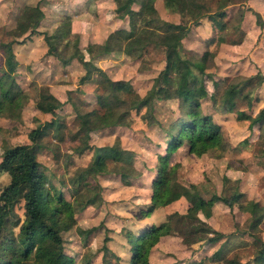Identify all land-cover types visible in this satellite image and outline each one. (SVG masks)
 Instances as JSON below:
<instances>
[{"label":"rangeland","instance_id":"1","mask_svg":"<svg viewBox=\"0 0 264 264\" xmlns=\"http://www.w3.org/2000/svg\"><path fill=\"white\" fill-rule=\"evenodd\" d=\"M36 3L43 11L38 31L15 35L18 12ZM154 4L161 18L182 21L188 32L179 50L166 53L149 48L141 58H133L115 49L105 53L99 48L116 38L125 40V34L117 30L128 27V18L117 16L114 0H0L2 83L12 78L6 44L13 38L22 40L11 45L19 85L15 97L2 99L0 106V159L7 147L33 145L45 186L52 194L62 191L72 206V223L60 231L61 244L39 240L23 264H55L61 252L73 257L76 264H102L104 245L114 254L108 257L115 264H129L128 231L138 234L148 225L185 214L190 206L185 187L190 183L207 199L213 192L224 198L242 192V200L255 202L254 208L244 211L237 203L229 207L216 201L209 217L198 212L223 233L212 244L205 240L185 244L178 232L183 224L176 227L172 223L175 232L161 236L150 248V264H254L256 247L249 234L253 218L254 232L264 238V125L249 124L264 105V0L229 4L223 30L213 27L208 17L195 24L167 12L162 0ZM132 6L138 7L136 3ZM65 16L70 18L71 33L59 45L56 57L48 54L44 34L51 33ZM90 45L94 47L89 49ZM205 50L212 53L205 68L210 77L202 79L196 71L186 74L185 61H198ZM73 54L78 55L72 58ZM67 58V63L61 61ZM118 79L130 81L140 97L153 91V109L147 120L157 122L155 125H147L143 119L145 109L129 110L127 100L119 103L114 99L110 82ZM248 79L251 81L244 84ZM232 86H242L241 94L247 93L250 103L241 98L231 108L226 95ZM202 87L206 94L198 97ZM188 88L199 98L201 113L210 114L220 124L222 140L200 156L188 152L186 144L174 150L170 198L165 205L140 215L150 201L158 154L166 151L164 129L176 125L173 121L184 105L181 94ZM237 110L248 118H238ZM78 112L84 126L76 117ZM106 118H120V124L106 125ZM36 127L39 133L32 143L28 134ZM104 145L129 151L137 177L130 181L119 177L111 172L109 162L102 172L90 168L94 148ZM8 182L9 175L0 171V191ZM24 217L20 201L0 229V245L13 248L19 228L13 222ZM224 240L230 249L216 259L213 252Z\"/></svg>","mask_w":264,"mask_h":264},{"label":"trees","instance_id":"2","mask_svg":"<svg viewBox=\"0 0 264 264\" xmlns=\"http://www.w3.org/2000/svg\"><path fill=\"white\" fill-rule=\"evenodd\" d=\"M115 12L120 18H128V27L120 28L118 32L125 34L123 41L116 38L112 43H106L99 48L103 52L111 50L121 51L133 58H141L149 48H158L169 52L179 50L182 47V39L188 32V26L182 21L171 22L161 18L155 7V0H114ZM242 1V0H239ZM236 0H162L163 8L170 13H176L181 19H190L195 24L199 23L203 17H208L213 27L223 30L226 27V7L235 3ZM133 3L138 5L137 9L133 8ZM15 35H21L26 31L36 33L37 27L43 18V11L36 3L34 5L23 6L16 16ZM70 18L65 16L61 22L55 27L51 33L44 34V40L47 44L48 54L57 55L59 45L68 41L70 35ZM22 40L13 38L7 42V61L9 72L12 78L9 82L0 81V106L2 99H13L17 94L15 90L19 84L15 80V69L17 60L12 50L13 43H19ZM4 45V44H3ZM94 45H90L92 49ZM78 54H73L72 58ZM57 57V56H56ZM212 53L205 50L198 61L186 63V74L193 75V71L199 72L202 79L209 76L205 72L206 63ZM70 58L61 61L67 63ZM210 77V76H209ZM85 75L80 78L84 82ZM251 79L244 81L248 84ZM7 84L6 90H4ZM243 86V85H242ZM242 86H232L227 93V100L230 107H236L238 99L250 97L247 93L241 94ZM110 92L112 98L119 103L129 102V110L139 112L145 109L142 115L147 125H155L152 120H147V115L152 112L154 93L150 90L144 96L135 93L132 84L128 80L118 79L110 82ZM204 88H200L198 97L205 95ZM183 108L181 115L173 122L176 124L164 129L165 138L167 139L165 152L159 153V163L156 166L155 177L151 181L150 201L145 208L141 209L140 215H147L152 212L155 207L165 205L170 198L174 181V166L170 163V157L174 150L182 144H186L188 152L196 156L206 153L210 149L216 148L221 142V126L215 122L210 114H203L199 109V98L194 95L191 89L185 90L182 94ZM51 97V96H49ZM100 98L99 95L96 96ZM49 106L48 108H50ZM1 108V107H0ZM79 122L83 124L82 115H76ZM237 117L240 119L248 118L243 111L237 110ZM110 120L106 118V125L120 124L119 120ZM254 124L264 125V105L258 110L254 117L251 118L249 126ZM264 129V127H263ZM39 128H33L28 137L32 143H35ZM131 156L129 151L116 148L113 146H96L93 156L90 160V168L97 172L107 169V163L111 164V172L119 177L134 179L137 177V171L130 162ZM129 159V160H128ZM0 171L9 175V182L0 191V229L4 226L9 213L14 205L23 201L25 217L19 222L15 219L13 223L18 224L17 240L13 248H6L0 245V264H23L39 240L49 239L55 244H61L62 237L60 231L68 228L72 223V206L71 203L64 198L61 192L51 193L45 186L44 174L41 163L36 158L35 147L31 144H17L7 147L0 159ZM190 206L185 214H177V218L173 221L168 219L158 225L151 224L144 227L138 234L130 231L127 238L130 244L129 264H150L148 254L150 248L158 242L163 235L175 232L173 227L179 224L183 226L178 229L185 244L195 243L196 241L205 240L214 243L223 237V233L213 229L205 220L198 216L201 212L203 216L211 215V206L216 201H221L229 207L239 204L242 210L252 211L255 202L249 200L244 201L242 192L234 193L230 198H224L213 192L207 199L197 189L196 184L190 183L185 187ZM257 229L255 218L249 223V234L253 237L256 247L253 255L254 264H264V238L257 235L254 231ZM207 235L205 238L204 236ZM230 244L224 240L220 246L213 252V257L221 259L230 249ZM103 256L102 264H115L108 257L114 254L104 245L102 247ZM55 264H76L73 257L61 252ZM119 264V263H118Z\"/></svg>","mask_w":264,"mask_h":264}]
</instances>
